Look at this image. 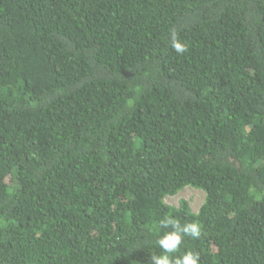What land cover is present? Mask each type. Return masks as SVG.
Returning a JSON list of instances; mask_svg holds the SVG:
<instances>
[{
    "label": "trees",
    "instance_id": "16d2710c",
    "mask_svg": "<svg viewBox=\"0 0 264 264\" xmlns=\"http://www.w3.org/2000/svg\"><path fill=\"white\" fill-rule=\"evenodd\" d=\"M165 214L264 264V0H0V264H152Z\"/></svg>",
    "mask_w": 264,
    "mask_h": 264
},
{
    "label": "clouds",
    "instance_id": "9594fccd",
    "mask_svg": "<svg viewBox=\"0 0 264 264\" xmlns=\"http://www.w3.org/2000/svg\"><path fill=\"white\" fill-rule=\"evenodd\" d=\"M172 47L177 54H183L187 51V46L181 43L175 32L172 33ZM159 226L162 228H171V231L165 232L156 239V245L162 249V254H152V264H199V253L186 251L181 255H174L179 252L180 245L185 237L191 239H200L202 235L201 225L196 221L181 223L170 214H165L159 220Z\"/></svg>",
    "mask_w": 264,
    "mask_h": 264
},
{
    "label": "rangeland",
    "instance_id": "374dc122",
    "mask_svg": "<svg viewBox=\"0 0 264 264\" xmlns=\"http://www.w3.org/2000/svg\"><path fill=\"white\" fill-rule=\"evenodd\" d=\"M181 199L187 200L193 211H197L203 201V192L198 188L186 186L176 194L168 196L164 201L172 206H177Z\"/></svg>",
    "mask_w": 264,
    "mask_h": 264
}]
</instances>
